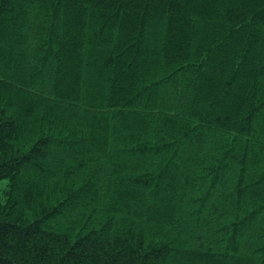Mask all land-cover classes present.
Wrapping results in <instances>:
<instances>
[{
    "label": "trees",
    "instance_id": "1",
    "mask_svg": "<svg viewBox=\"0 0 264 264\" xmlns=\"http://www.w3.org/2000/svg\"><path fill=\"white\" fill-rule=\"evenodd\" d=\"M0 264H264V0H0Z\"/></svg>",
    "mask_w": 264,
    "mask_h": 264
}]
</instances>
